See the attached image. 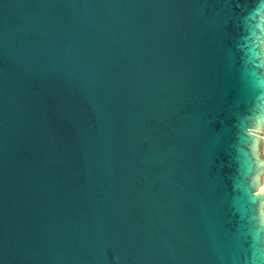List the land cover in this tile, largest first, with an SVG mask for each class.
Segmentation results:
<instances>
[{"label":"water","instance_id":"water-1","mask_svg":"<svg viewBox=\"0 0 264 264\" xmlns=\"http://www.w3.org/2000/svg\"><path fill=\"white\" fill-rule=\"evenodd\" d=\"M264 0H0V264H264Z\"/></svg>","mask_w":264,"mask_h":264},{"label":"bare ground","instance_id":"bare-ground-1","mask_svg":"<svg viewBox=\"0 0 264 264\" xmlns=\"http://www.w3.org/2000/svg\"><path fill=\"white\" fill-rule=\"evenodd\" d=\"M259 192H264V178H263V184L259 188Z\"/></svg>","mask_w":264,"mask_h":264}]
</instances>
